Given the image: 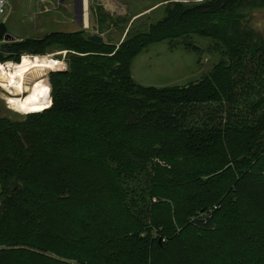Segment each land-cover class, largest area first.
Here are the masks:
<instances>
[{"label": "trees", "instance_id": "16d2710c", "mask_svg": "<svg viewBox=\"0 0 264 264\" xmlns=\"http://www.w3.org/2000/svg\"><path fill=\"white\" fill-rule=\"evenodd\" d=\"M263 10L170 1L118 47L83 31L1 43L0 62L56 50L67 69L47 109L0 114V264H264ZM194 38L219 57L201 81L133 79L142 51L200 54Z\"/></svg>", "mask_w": 264, "mask_h": 264}, {"label": "rangeland", "instance_id": "374dc122", "mask_svg": "<svg viewBox=\"0 0 264 264\" xmlns=\"http://www.w3.org/2000/svg\"><path fill=\"white\" fill-rule=\"evenodd\" d=\"M170 1L198 5L210 0H86L87 25L85 28L80 27L75 20L73 0H63L62 3L61 0H7L6 14L0 19V23L5 24L7 34L15 39L14 42L26 39L41 40L53 32L83 31L89 36H100L103 43L118 47L129 29L131 33L137 30L143 31L161 21L165 16V6ZM100 14L107 17L103 23L99 22ZM250 26L264 35V10L253 13ZM193 42L194 46L200 50V54L185 50L182 46L172 49L169 42L154 44L142 51L133 64V79L143 87L157 89H164L170 85L180 89L201 81L219 62V57L212 52H207L206 41L194 38ZM66 54V52L52 50L50 55L45 57L63 63L64 66L59 71H64L67 69L64 61ZM40 58L43 57H36L31 61L34 62ZM14 68L13 65L11 72ZM54 71L58 72L57 69ZM48 74H44L45 78L42 75L37 79L34 87L32 86L34 93L44 91L41 78L47 80L49 90L51 89ZM10 98L12 97H8L0 89V114L11 120L20 121L30 114L43 111L20 113L10 107ZM26 98H28L27 92L20 99L25 101ZM159 239L162 240L160 237ZM47 255L55 257L52 254Z\"/></svg>", "mask_w": 264, "mask_h": 264}, {"label": "bare ground", "instance_id": "6f19581e", "mask_svg": "<svg viewBox=\"0 0 264 264\" xmlns=\"http://www.w3.org/2000/svg\"><path fill=\"white\" fill-rule=\"evenodd\" d=\"M12 66L13 65H9L5 73L3 75L0 74V81L4 84L3 88L8 92L10 97H12L9 99L10 107L25 114L39 112L48 108L50 104V90L47 80H43V78L46 77L44 74L56 72L54 71L56 69L57 71L62 70L64 64L51 60L49 57H43L34 62L25 57L20 64L14 65L15 68L14 71H12L14 73L11 72ZM42 75L44 76L41 78V85L44 91L40 90L34 93L32 86ZM26 92L28 93V98L22 101L20 98Z\"/></svg>", "mask_w": 264, "mask_h": 264}, {"label": "water", "instance_id": "95a60500", "mask_svg": "<svg viewBox=\"0 0 264 264\" xmlns=\"http://www.w3.org/2000/svg\"><path fill=\"white\" fill-rule=\"evenodd\" d=\"M63 0H61V3ZM73 11L75 15V20L79 23L80 27L85 28L87 25V16L86 7H85V0H73ZM87 40L95 45H100L103 43V39L100 36L92 35L87 37ZM15 39L7 34V28L4 23H0V42L3 43H11L14 42ZM58 72H65L58 71ZM57 73V72H51ZM49 73L48 75H50Z\"/></svg>", "mask_w": 264, "mask_h": 264}, {"label": "built area", "instance_id": "2783aa9c", "mask_svg": "<svg viewBox=\"0 0 264 264\" xmlns=\"http://www.w3.org/2000/svg\"><path fill=\"white\" fill-rule=\"evenodd\" d=\"M6 10H7V0H0V19H2L3 17H5V14H6ZM3 43V42H0V44ZM27 58V59H35L36 57H33V56H29V55H23L20 59V62H22V59L23 58ZM45 57V56H43ZM9 65H18V63H14V62H11V61H6V62H0V74L3 75L5 73V70L8 69V66ZM3 85L0 81V89H2L7 95L8 97L10 96L8 94V92L3 88Z\"/></svg>", "mask_w": 264, "mask_h": 264}, {"label": "crops", "instance_id": "0c3cea01", "mask_svg": "<svg viewBox=\"0 0 264 264\" xmlns=\"http://www.w3.org/2000/svg\"><path fill=\"white\" fill-rule=\"evenodd\" d=\"M132 71H133V69H132ZM171 86V85H170ZM173 86V85H172ZM49 96H50V94H49ZM51 102V101H50ZM49 106H50V104H49Z\"/></svg>", "mask_w": 264, "mask_h": 264}]
</instances>
